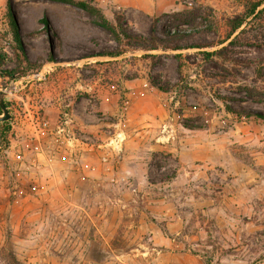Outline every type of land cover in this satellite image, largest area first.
I'll return each instance as SVG.
<instances>
[{
  "label": "rangeland",
  "instance_id": "rangeland-1",
  "mask_svg": "<svg viewBox=\"0 0 264 264\" xmlns=\"http://www.w3.org/2000/svg\"><path fill=\"white\" fill-rule=\"evenodd\" d=\"M87 1L129 33H189L144 52L72 4L2 0L0 68L26 74L0 78V264H264V17L226 39L257 0ZM24 120L41 140L18 165L6 150Z\"/></svg>",
  "mask_w": 264,
  "mask_h": 264
},
{
  "label": "trees",
  "instance_id": "trees-1",
  "mask_svg": "<svg viewBox=\"0 0 264 264\" xmlns=\"http://www.w3.org/2000/svg\"><path fill=\"white\" fill-rule=\"evenodd\" d=\"M52 1H57V2H62V3H67V4H72L80 9L85 10L91 18V21L102 28L106 29L117 41V43H121L122 41H125L127 46L132 47L133 49H139L141 51L147 52L150 50H157L161 49L162 42L166 41L169 43H174L171 46H167L168 49L171 50H180L183 48L182 45L176 43L177 39H180L181 37H184L188 35L189 32L186 30H180V29H174L173 31L170 29H167L164 32V36L160 37L158 34H156L154 29L152 30L150 36H144L142 34H136V33H129L125 30L123 24H122V19L121 16H118L116 19V23H113L110 21L102 12V10L94 5L93 3L87 1V0H52ZM264 0H257L249 5L246 6L244 13L232 20L229 21V31L226 35V39H228L232 34H234L238 29H240L244 23L247 21L246 19L249 16H252V18H260L262 19L264 17ZM9 8V26L11 29V34H12V41L15 43L14 44V51H20L23 57V60L25 61L24 65L26 66H34L37 64L35 61H31L22 46L21 43V38H20V32H19V27L18 24L16 23L14 17L11 15V10ZM177 15V13L175 14ZM42 20L45 22L46 19L42 18ZM184 21V20H183ZM224 41V40H223ZM188 47H197L201 48L200 44H191ZM223 49V47L221 48ZM125 50L122 48H117L115 50H105L99 55L103 56H108L111 58L117 57L121 55ZM219 50H216L215 53H219ZM206 53L207 55L209 52H203ZM145 56L153 57L152 54H144ZM179 55V54H176ZM50 58V57H49ZM22 60H19L15 64L13 68H0V77H5L9 78L11 80L18 79L26 74V69H24L25 66L22 65ZM0 64H2V56L0 55ZM24 69V70H23ZM158 89L166 91L164 88L161 86L157 85V83H153ZM152 84V85H153ZM256 116L264 118V113H256ZM0 123H3L4 129L7 131L9 130V119L5 121H0ZM1 137L3 135L1 134ZM3 141L6 142L5 145H7L8 140L3 137ZM12 264H21L15 257L12 256L11 258Z\"/></svg>",
  "mask_w": 264,
  "mask_h": 264
},
{
  "label": "crops",
  "instance_id": "crops-1",
  "mask_svg": "<svg viewBox=\"0 0 264 264\" xmlns=\"http://www.w3.org/2000/svg\"><path fill=\"white\" fill-rule=\"evenodd\" d=\"M0 4H2V0H0ZM147 9H145L146 11ZM148 12H152L147 10ZM145 14H149L146 13ZM18 27H19V32H23L24 35L29 34L30 32L28 31V29L24 28L22 25H20L19 23ZM20 38L22 39V37L20 36ZM27 55V54H26ZM28 57V56H27ZM34 61V60H31ZM10 119V118H9ZM13 126V125H12ZM35 139L37 141L40 142L41 140V136L39 134H37L36 132L34 133L33 128L29 125L26 124V121H21L14 130L13 136L11 137V141L12 143L9 146V149L6 150L8 157L10 158H14L17 162L16 164H20L23 163V161H20V157L23 158V156L26 155V153H28V149L27 147H25L26 145H28L27 143H34ZM34 156H32L31 158L33 159V164L35 165H40V163L42 162V164L48 165L49 163V155L40 150L39 152L33 154ZM29 162H31V159L28 160ZM184 256L181 255V253L175 255L172 254L171 259L176 262V263H181L183 260V257H187L186 253H183ZM195 257H191L193 263L192 264H202L203 262L201 261V259L199 257H197L196 259H194Z\"/></svg>",
  "mask_w": 264,
  "mask_h": 264
},
{
  "label": "water",
  "instance_id": "water-1",
  "mask_svg": "<svg viewBox=\"0 0 264 264\" xmlns=\"http://www.w3.org/2000/svg\"><path fill=\"white\" fill-rule=\"evenodd\" d=\"M7 94L8 93L6 91L0 90V121H5L10 118V113L5 103V97L7 96Z\"/></svg>",
  "mask_w": 264,
  "mask_h": 264
},
{
  "label": "built area",
  "instance_id": "built-area-1",
  "mask_svg": "<svg viewBox=\"0 0 264 264\" xmlns=\"http://www.w3.org/2000/svg\"><path fill=\"white\" fill-rule=\"evenodd\" d=\"M22 77H23V76H22ZM0 78H5V77H0ZM20 78H21V77H20ZM18 79H19V78H18ZM2 90L6 91V92L8 93L7 96L9 95L10 92H9L8 88L5 87V88H3ZM7 96H6V97H7ZM6 97H5V98H6ZM38 127H39V130L45 129V127H46V122H42V123L39 122Z\"/></svg>",
  "mask_w": 264,
  "mask_h": 264
}]
</instances>
